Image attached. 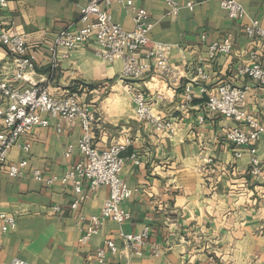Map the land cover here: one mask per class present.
<instances>
[{"label": "crops", "instance_id": "0c3cea01", "mask_svg": "<svg viewBox=\"0 0 264 264\" xmlns=\"http://www.w3.org/2000/svg\"><path fill=\"white\" fill-rule=\"evenodd\" d=\"M88 1L8 0L0 8V32L25 36L34 68L25 80L16 79L14 60L0 44V69L16 90L43 84L54 98L76 92L81 103L95 105L97 121L90 133L98 151L123 138L131 140L120 173L135 190L124 205L131 218L123 224L106 221L86 237L108 190L88 192L85 185L89 197L71 208L72 185L61 180L81 159L77 142L82 128L79 123L62 124L63 133L56 134L58 121L52 119L49 127L33 129L9 150L8 164L27 163L19 177H8L6 166L0 165V213L16 219L14 230L2 233L0 229V264H10L12 258L29 264H264V137L253 143L260 173L252 176L248 149L225 139L227 129L248 131V127L205 108L217 86H247L244 111L264 126V86L239 72L255 62L264 66L262 45L245 34L249 19L264 26V0H237L246 12L242 20L229 18L220 8L221 0H174L181 9L172 15L164 0H131L147 11L153 24L151 40L170 48L173 68L172 76L161 75L143 51L139 62L147 68L143 78L134 82L119 79L121 62L102 60L95 41L71 50L66 57L62 49L57 55L50 50L60 30L80 26V9ZM112 1V20L131 30L130 14L117 0ZM187 3L193 5L192 10L185 7ZM227 36L233 40L230 53L209 58L208 46ZM189 84L193 99L186 110H179ZM136 91L146 95L156 114L172 121L171 136L135 119L132 97ZM5 133L0 120V135ZM26 144L28 151L22 148ZM68 148L72 152L65 158ZM35 172L40 179L34 177ZM144 230L149 244L160 246V256H152L147 246L141 257H135L124 246L121 233ZM106 241L114 242V255L105 249ZM99 249L105 251L102 263L97 259Z\"/></svg>", "mask_w": 264, "mask_h": 264}, {"label": "built area", "instance_id": "2783aa9c", "mask_svg": "<svg viewBox=\"0 0 264 264\" xmlns=\"http://www.w3.org/2000/svg\"><path fill=\"white\" fill-rule=\"evenodd\" d=\"M8 0H0V8L7 6ZM112 0H89L80 9L78 23L80 26L74 28L67 26L60 30L53 41L50 49L57 55L60 49L67 53L79 46L88 45L95 41L99 47V55L106 62L120 61L122 64L119 79L124 82H134L143 78L147 65L139 62L141 53L153 61L156 72L163 76H172L173 68L169 64L170 48L164 44L151 40L150 31L153 24L149 21L147 11L131 0H117L119 5L128 12L132 18L133 28L125 30L121 25L112 20ZM168 14H175L181 9L174 0H164ZM220 8L226 12L229 18L242 20L246 18V12L237 0H221ZM185 7L192 10L193 5L187 3ZM245 34L249 39H258L264 49V26L257 19H249L245 26ZM205 41V36L201 37ZM232 38L227 36L221 42L212 43L208 46V56L213 59L218 54H229L232 48ZM0 44L7 47L12 56L16 70L15 78L25 80V74L34 68V57L27 52L25 36L22 34L10 35L8 32H0ZM252 60L256 59L254 52L250 53ZM53 69L57 67V61L51 63ZM240 74L249 78L252 82L264 86V66L255 62L250 66L240 69ZM199 74H202L199 69ZM205 88H200L205 93ZM248 87H237L230 84L217 86L216 93L205 103V108L212 114L225 117L229 120L244 124L248 131L242 128L232 127L226 130L225 139L236 147H246L250 156L252 176L260 173V163L256 157V150L253 143L264 137V126L252 119L244 111V104ZM193 99V87L189 84L184 88L179 110H186ZM134 117L139 122L150 124L155 131L164 132L171 136L174 133L173 123L155 113L154 107L148 101L146 95L136 91L132 97ZM56 119L54 126L56 134H62V124L71 125L79 123L82 128V135L77 142V149L81 155L80 161L72 165L62 178L63 183H70L73 188L74 201L72 209H76L89 196L85 192V185L88 192H95L100 188H107L108 196L104 200L100 214L91 218L92 227L88 229V237L96 232L97 227L106 221L123 224L130 220L131 215L124 205L130 200L134 189L130 188L121 178L120 173L125 164L123 156L126 148L131 144L129 138H123L115 144L109 145L102 151H98L93 143L90 133L92 126L97 121L95 105L81 103L78 93L72 92L62 98L51 96L43 84H34L30 88L16 90L12 88L0 69V120L3 122L6 133L0 135V165L6 166L7 176L10 178L19 177L26 161L18 164H8L6 157L9 150L18 145L20 137L29 134L35 128H47L50 121ZM29 150V145L22 147ZM72 148L64 152L65 158L70 157ZM237 158L240 154H235ZM135 164L138 161L133 158ZM36 179H40L39 172L34 173ZM54 179L49 180V183ZM58 208H53L57 211ZM1 232L5 233L14 230L16 219L6 213H0ZM121 240L132 256L141 257L144 248L149 246L154 257L161 255V248L158 244L148 242L147 231L139 234H120ZM86 237L82 241L86 240ZM2 244L0 242V248ZM105 249L111 254L116 253V246L112 241L105 242ZM104 249L97 251V259L100 263L104 261ZM10 264H29L20 258H12Z\"/></svg>", "mask_w": 264, "mask_h": 264}]
</instances>
